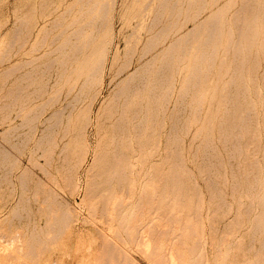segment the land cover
Returning <instances> with one entry per match:
<instances>
[{
    "label": "rangeland",
    "instance_id": "1",
    "mask_svg": "<svg viewBox=\"0 0 264 264\" xmlns=\"http://www.w3.org/2000/svg\"><path fill=\"white\" fill-rule=\"evenodd\" d=\"M27 13L34 16L30 23L23 20ZM238 13L258 17L257 41L245 40ZM85 24L86 33L79 32ZM216 27L222 36L208 41ZM102 39L113 41L111 57L117 54L121 64L136 60L147 42L174 45L169 75L176 84L166 122L170 129L180 116L186 167L180 170L191 175L190 199L173 198L171 177L152 199L137 200L128 216L110 210L88 216L84 179L69 184L65 172L41 170L37 104L44 73L25 62L52 41ZM34 68L37 76L23 77ZM45 74L48 93L67 88L64 80L56 83L55 69ZM233 117L243 120L233 130L238 152L224 142ZM207 147L222 163L221 185L208 181ZM170 165L171 158L167 173ZM39 177L44 183L36 187ZM0 240L17 244L25 264H264V0H0Z\"/></svg>",
    "mask_w": 264,
    "mask_h": 264
},
{
    "label": "bare ground",
    "instance_id": "2",
    "mask_svg": "<svg viewBox=\"0 0 264 264\" xmlns=\"http://www.w3.org/2000/svg\"><path fill=\"white\" fill-rule=\"evenodd\" d=\"M236 15V21H242L240 30L245 40L249 44L257 41L258 17L247 19L243 13ZM33 18V14L27 13L23 20L30 23ZM36 22L31 26L29 37L35 31ZM86 28V24L82 25L79 32L86 33ZM99 31L97 25L96 32ZM91 32L88 33L90 36ZM221 36V31L216 27L211 30L208 41L219 40ZM92 38H98V34ZM104 40L52 41L47 49L25 62L37 63L35 67L44 73L38 81L37 104L40 119L36 149L39 157L45 159L44 163L39 164L41 170L50 174L48 167H53L59 173L65 172L64 179L69 184H79L84 179L86 187L82 202L90 200L92 203L88 216H100L108 210L121 217L128 216L130 207L137 200L152 199L155 194L153 190H158L171 177L173 198L190 199L191 175L188 172L182 174L180 170L186 168L178 137L180 116H173L170 129H167L166 122L169 93L176 84L175 79L169 75L174 68V45L161 44L154 47L153 43L147 42L136 60L121 64L117 54L111 57L113 41ZM48 69L56 70V83L64 80L66 89L59 88L52 94L48 93L49 81L42 79ZM38 73L36 69L31 70L23 77L33 78ZM14 95L11 90L10 96ZM50 107L52 111L47 113ZM233 119L224 126L223 130L227 132L224 142L231 146V151L235 149L238 152L241 150L240 139L233 130H238L243 120ZM171 134L175 135L170 153L168 145ZM163 150L165 153H162ZM202 155L205 158L203 167L213 174L208 181L215 186L221 185L220 159L210 147L204 149ZM170 158L171 171L167 173L165 169L168 168ZM52 180L56 181L55 178ZM156 181L158 188L152 184ZM43 183L39 177L36 187ZM217 191L223 198L220 187ZM54 195L58 198L56 193ZM65 213L63 216L66 217L78 216L74 210H69L68 215ZM40 244L43 246V243ZM31 246H27L29 252ZM15 247L0 240L3 264H25L19 258L22 255L19 254L20 248L16 250ZM13 252L19 256L13 255Z\"/></svg>",
    "mask_w": 264,
    "mask_h": 264
}]
</instances>
